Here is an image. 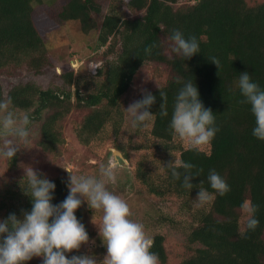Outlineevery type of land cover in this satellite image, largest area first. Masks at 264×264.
<instances>
[{"label": "trees", "instance_id": "16d2710c", "mask_svg": "<svg viewBox=\"0 0 264 264\" xmlns=\"http://www.w3.org/2000/svg\"><path fill=\"white\" fill-rule=\"evenodd\" d=\"M42 1L0 0V77L5 69L27 66L42 73L51 64L34 20V4ZM118 1L142 15L125 16L114 4L104 13L101 0H64L59 8L48 9L55 20L78 21L86 34L98 30L97 45L106 46L104 54L110 58L96 73L71 69L61 75L60 86L43 88L28 81L14 84L7 93L0 78V98L11 96L12 108L28 111L30 120L41 122L38 144L44 150H54L65 140L59 124L74 107L89 109L77 129L80 141L88 144L108 123L115 132L121 129L125 117L122 98L139 69L148 62L163 63L169 67V77L149 90L156 97L150 109L155 113L152 135L158 147L172 150L175 136L169 120L174 98L185 81L193 80L205 107L213 110L219 131L208 150L183 148L179 160L192 163L191 172L201 170L193 184L204 180L202 186L207 188L208 171L215 169L227 180L230 191L215 195L208 206L193 213L187 233L189 253L178 264H264V141L252 135L255 119L250 106L242 103L237 83L240 73L247 71L264 88V1L255 5L247 0ZM173 29L196 36L200 53L187 60L173 53L169 39ZM211 57L219 59V68ZM160 91L166 93V117L160 115ZM178 171L180 179L166 167L163 185H151L150 190L195 199L199 189L183 188L185 170ZM48 179L56 183L53 203H59L68 194V177ZM24 189L26 181L21 177L0 192V218L10 213L22 218V210L31 209V198ZM244 201L258 205L255 230H246V223L241 227ZM76 215L87 230L83 204ZM153 239L152 251L159 254L160 264H167L165 235L157 233ZM41 260L33 257L26 264H41Z\"/></svg>", "mask_w": 264, "mask_h": 264}, {"label": "clouds", "instance_id": "9594fccd", "mask_svg": "<svg viewBox=\"0 0 264 264\" xmlns=\"http://www.w3.org/2000/svg\"><path fill=\"white\" fill-rule=\"evenodd\" d=\"M169 39L171 51L184 60L200 53V42L194 35L185 36L181 30L173 29ZM210 61L219 68L218 58L211 57ZM237 83L244 98L242 103L250 106L255 119L252 135L264 141V88L247 71L240 73ZM160 97V115L166 117V93L160 91ZM155 102L156 97L145 89L140 99L128 104L125 110L134 127H147L155 118V113L150 111ZM11 104V96L0 98V136L5 137L0 145V158L7 160H13L21 146L29 144L31 136L29 114H18ZM169 127L176 138L196 150L211 143L219 131L213 110L205 107L193 80L185 81L178 89ZM115 157L122 158V154L114 150V159L102 163L98 175L70 174L66 185L68 194L59 203H53L56 183L39 169L26 165L24 191L31 198L32 206L30 210H22V218L16 213L0 218V264H26L33 257H41V264H99L94 253L79 252L90 239L84 223L76 215V210L85 201L93 212L103 211L98 225L99 236L106 248L103 264H160L159 254L152 251L154 239L147 235L143 223L132 219L128 203L106 186L116 181L114 169L119 159ZM165 166L171 168L176 179L181 178L178 168L185 170L182 187L190 191L199 189L194 201L200 206L208 204L215 195L223 196L230 191L227 180L215 169L208 171L206 188L202 186L204 180L193 184L201 170L191 172L195 167L192 163L175 160ZM241 208L246 214V230H255L259 225L258 205L244 201ZM92 222L95 223L94 217ZM73 250L79 254L68 255Z\"/></svg>", "mask_w": 264, "mask_h": 264}, {"label": "rangeland", "instance_id": "374dc122", "mask_svg": "<svg viewBox=\"0 0 264 264\" xmlns=\"http://www.w3.org/2000/svg\"><path fill=\"white\" fill-rule=\"evenodd\" d=\"M263 1L247 0L250 5ZM63 3L64 0H44L34 4V20L49 49L51 64L42 73H35L27 66L3 70L0 78L5 93L14 84L28 81H34L43 88L60 86L64 81L61 77L64 72L73 69L77 73L82 69L84 72L94 74L98 67L105 65L110 58L104 54L106 46L99 48L97 45V29L86 34L81 30L78 21H58L49 15L48 9L59 8ZM101 3L104 13L111 4H114L125 16L142 15V11L130 9L118 0H101ZM99 20L101 21L102 18ZM169 75V67L165 64L145 63L122 98L124 109L129 103L137 100L143 90L149 91L165 83ZM71 88L74 90L75 86ZM12 109L21 115L29 114L25 110ZM88 112L89 109L74 107L60 122L59 126L63 130L65 140L54 150H44L38 144L41 137V122L31 120L29 144L22 145L13 160L0 158V192L11 182L24 177L26 165L39 169L47 178L59 175L69 177L70 174L98 175L99 166L112 161L114 159L113 149H116L122 153L123 157H115L119 159V164L114 169L116 181L106 186L128 203L132 212L131 218L143 223L148 236L153 238L157 233L165 235L167 264H178L189 253L187 233L193 222V213L204 205H198L194 198L185 199L169 192L156 193L150 190V186L163 185L167 167L165 165L168 162L179 160L181 150L189 147L188 144L174 137V149L165 150L158 147L152 135L153 120L147 127H134L126 110L121 129L115 132L113 124L108 123L101 133L85 144L78 138L77 129ZM4 139V136H0V145L3 144ZM201 149L208 150L209 144L202 146ZM125 154H129V158L124 157ZM82 204L90 239L87 244L81 246L79 252L94 253L99 264H103L106 248L98 229L103 211L93 212L86 201ZM92 217L96 224L92 222ZM240 220L241 227L244 228L246 214L243 210ZM79 252L73 250V253L69 254H79Z\"/></svg>", "mask_w": 264, "mask_h": 264}, {"label": "water", "instance_id": "95a60500", "mask_svg": "<svg viewBox=\"0 0 264 264\" xmlns=\"http://www.w3.org/2000/svg\"><path fill=\"white\" fill-rule=\"evenodd\" d=\"M114 150H116V149H113V153H114ZM119 153H121L120 151H118ZM122 154V153H121ZM122 157H123V155H122Z\"/></svg>", "mask_w": 264, "mask_h": 264}]
</instances>
